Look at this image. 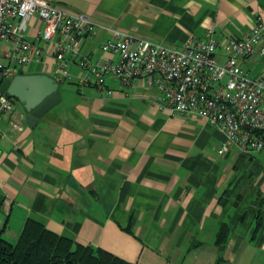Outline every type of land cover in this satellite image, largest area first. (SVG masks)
I'll use <instances>...</instances> for the list:
<instances>
[{"label": "crops", "instance_id": "crops-1", "mask_svg": "<svg viewBox=\"0 0 264 264\" xmlns=\"http://www.w3.org/2000/svg\"><path fill=\"white\" fill-rule=\"evenodd\" d=\"M52 1L97 23L80 52L95 57L114 29L181 46L210 31L219 42L241 37L258 16L264 21V0ZM43 26L31 16L26 35ZM7 51L0 45V59H8ZM216 58L226 59L222 44ZM33 62L38 67L29 69ZM31 63L20 73L52 76V55ZM241 66L250 76L264 73V32ZM71 69L72 77L59 82L61 99L34 125L16 96L14 110L0 120L6 239L16 241L32 217L136 264H215L220 255L225 264L227 256L264 253V223L253 232L256 212L264 214V149L244 153L229 145L220 153L223 128L192 112L161 108L160 91L143 79L122 84L108 75L104 86L80 87L78 68ZM223 223L229 233L220 247Z\"/></svg>", "mask_w": 264, "mask_h": 264}, {"label": "built area", "instance_id": "built-area-1", "mask_svg": "<svg viewBox=\"0 0 264 264\" xmlns=\"http://www.w3.org/2000/svg\"><path fill=\"white\" fill-rule=\"evenodd\" d=\"M35 14L44 26L38 35L28 37L27 23ZM96 25L88 14L52 0H0V42L12 45V52H6L9 62L0 59V74L11 78L23 65L50 54L51 73L58 82L72 77V65L78 68L80 87L104 86L108 75L122 84L143 79L160 91L161 108L192 112L223 128L226 140L220 153L229 145L244 153L264 149V73L250 76L241 66V59L256 50L263 35L260 16L241 37L226 35L219 42L210 31L205 38H192L181 46L114 29V35L101 44L99 56L83 55L82 43ZM220 44L224 61L216 58ZM14 107L12 96L0 89V120Z\"/></svg>", "mask_w": 264, "mask_h": 264}, {"label": "trees", "instance_id": "trees-1", "mask_svg": "<svg viewBox=\"0 0 264 264\" xmlns=\"http://www.w3.org/2000/svg\"><path fill=\"white\" fill-rule=\"evenodd\" d=\"M264 214L256 212L253 232L263 226ZM0 229V264H136L101 246L85 244L49 228L44 222L28 217L16 241L3 236ZM229 227L221 224L216 243L223 247ZM221 255L215 264L224 260Z\"/></svg>", "mask_w": 264, "mask_h": 264}, {"label": "water", "instance_id": "water-1", "mask_svg": "<svg viewBox=\"0 0 264 264\" xmlns=\"http://www.w3.org/2000/svg\"><path fill=\"white\" fill-rule=\"evenodd\" d=\"M58 87L59 82L47 73H17L11 78L0 74V89L22 102L32 125L61 99Z\"/></svg>", "mask_w": 264, "mask_h": 264}, {"label": "rangeland", "instance_id": "rangeland-1", "mask_svg": "<svg viewBox=\"0 0 264 264\" xmlns=\"http://www.w3.org/2000/svg\"><path fill=\"white\" fill-rule=\"evenodd\" d=\"M2 45L3 48H7L9 47L10 51L12 50V45L10 44V42L8 44L3 43L0 44ZM5 61H7L8 59L6 58H1ZM36 66L38 67V63L33 62L31 63L28 67L29 69H35ZM69 82V81H67ZM61 86H63V84L61 83ZM13 99H16L15 96H12ZM17 100V99H16ZM229 258V260H227L228 262H225V264H264V253L261 251L255 252V255H237V256H227Z\"/></svg>", "mask_w": 264, "mask_h": 264}]
</instances>
